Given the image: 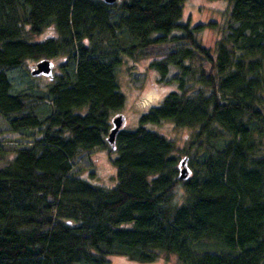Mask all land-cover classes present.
I'll return each instance as SVG.
<instances>
[{
  "label": "trees",
  "instance_id": "trees-1",
  "mask_svg": "<svg viewBox=\"0 0 264 264\" xmlns=\"http://www.w3.org/2000/svg\"><path fill=\"white\" fill-rule=\"evenodd\" d=\"M184 1L0 0V115L27 139L0 166V264L151 261L158 251L182 264H264V0H229L215 54L197 40L201 24L181 21ZM50 23L56 35L26 37ZM124 54L159 55L149 64L173 85L116 132L107 187L73 166L111 142ZM62 55L43 88L12 83L26 60ZM163 120L195 129L186 177L174 141L148 127Z\"/></svg>",
  "mask_w": 264,
  "mask_h": 264
},
{
  "label": "rangeland",
  "instance_id": "rangeland-1",
  "mask_svg": "<svg viewBox=\"0 0 264 264\" xmlns=\"http://www.w3.org/2000/svg\"><path fill=\"white\" fill-rule=\"evenodd\" d=\"M229 0H185L183 3V14L181 21L189 24V27H195L201 24L198 30L194 31L197 40L203 46L209 48L215 54V47L228 31L230 22ZM174 32L179 33V30ZM57 34L55 26L50 23L42 27L37 34L26 32V37L32 40H41ZM157 54L149 56H134L124 54L122 62L117 70V78L120 90L125 95V102L122 109L114 114H123V128H134L138 124L139 115L150 105L160 101L163 95L173 85L171 81H162L156 69L150 66L153 58H159ZM66 59V56L52 57V74L59 73V64ZM40 60V59H39ZM38 60H26L21 67L11 69L9 75L11 81L17 89L27 87L31 92L30 84H37L43 88L49 82V75L42 72L37 75L39 81L30 78V70L35 67ZM198 65L197 62L194 63ZM177 71L171 69V73ZM170 73V74H171ZM169 74V75H170ZM33 75V74H32ZM36 77V75H33ZM190 84L187 86L188 92H194L197 88ZM11 91L14 90L12 84ZM168 138L174 141V153L179 157V170L187 169V174L191 173L185 155V149L194 135V128L189 126H179L170 120H163L159 123L148 124ZM27 139L20 132L12 131L7 122L0 115V166L8 161L15 151V146L26 142ZM117 145L111 141L106 145L94 147L90 151L83 152L73 166V171L88 181L112 187L116 183L115 166L112 159L117 155ZM199 248H209L211 251H220L219 245L214 243H200ZM110 264H182L174 253L158 251L157 257L151 261H137L125 254H109L106 256Z\"/></svg>",
  "mask_w": 264,
  "mask_h": 264
},
{
  "label": "water",
  "instance_id": "water-1",
  "mask_svg": "<svg viewBox=\"0 0 264 264\" xmlns=\"http://www.w3.org/2000/svg\"><path fill=\"white\" fill-rule=\"evenodd\" d=\"M105 1L113 2L115 0H105ZM32 72L34 74L44 72L47 75H50L52 72V61L49 58H44V59L37 61L35 68L32 70ZM123 121H124V116L121 113L115 115L112 118L113 126L111 127V129L108 133V136H107L109 141L114 140V136H115L116 132L118 131V129L122 126ZM180 176L186 177L187 176V169H185V168L181 169Z\"/></svg>",
  "mask_w": 264,
  "mask_h": 264
}]
</instances>
